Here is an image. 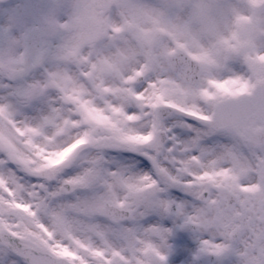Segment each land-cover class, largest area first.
Here are the masks:
<instances>
[{"label": "snow or ice", "instance_id": "snow-or-ice-1", "mask_svg": "<svg viewBox=\"0 0 264 264\" xmlns=\"http://www.w3.org/2000/svg\"><path fill=\"white\" fill-rule=\"evenodd\" d=\"M94 7L79 4L70 22L60 27L87 29L99 18ZM260 15L250 46L238 55L195 67L191 57L176 66L166 52L142 55L121 79L125 91L102 109V117L95 115L101 110L86 107L67 87L51 86L63 81L58 69L42 83L17 87L18 77L30 67L26 55L0 58V74L8 85L0 98V264H167L163 254L176 228H190L198 242L191 264L203 254L235 257L234 264H264V82L242 96L224 88L264 75V63L246 60L253 51L264 54V9ZM227 18L219 11L210 16L208 6L194 0L157 14V22L165 23L177 40L193 42L200 35L194 29ZM39 60L34 56L31 63ZM234 60L242 62L243 73L230 67ZM67 66L84 79L74 63ZM141 79L146 82L138 90ZM45 89L56 92L48 114L36 121L18 118ZM128 104L141 110L128 111ZM161 108L193 121L191 140H181L172 126L160 122ZM197 121L202 128H196ZM212 133L231 135L236 143L206 149L202 139ZM87 145L100 151L57 191L25 179L28 174L55 177ZM105 148L141 151L156 174L106 170L100 154ZM58 156L62 159L54 162ZM172 188L178 190L175 198L168 191ZM57 192L80 195L71 204L48 207ZM93 214L110 217L118 227L90 223ZM129 217L134 225L126 229L120 222ZM113 231L126 243L116 246ZM190 250L185 241L183 251Z\"/></svg>", "mask_w": 264, "mask_h": 264}, {"label": "flooded vegetation", "instance_id": "flooded-vegetation-1", "mask_svg": "<svg viewBox=\"0 0 264 264\" xmlns=\"http://www.w3.org/2000/svg\"><path fill=\"white\" fill-rule=\"evenodd\" d=\"M91 0H37V11L41 16L38 23L41 33L39 39L38 54L39 62L30 71L28 77H20L21 82L17 87L43 82L49 71L59 70L64 74L63 81H53L51 86L64 88L76 94V87H87L84 79H78L76 75L69 72L67 64L74 63L82 72L92 73L95 70V79L102 77L101 71L105 72L104 66L113 65L115 69L120 68L122 61L120 56L126 54L131 57V64H135L132 57H147L163 52L166 44L157 45L155 40L148 39L150 27L142 18L136 6L131 9L121 5L116 9V15L107 14L105 9L90 4ZM205 0L199 3L205 5ZM0 1V58L13 57L21 53L25 54L26 34L33 24L22 14V3ZM79 4L92 5L94 11L99 14L98 21L92 23L87 29L74 27L64 29L60 25L70 22ZM243 12L247 13V2L242 5ZM144 8V5H143ZM216 23V22H215ZM51 25V27H49ZM55 25V27L53 26ZM111 27H116L113 30ZM54 32V35H51ZM141 32L147 33L141 35ZM85 37L84 41H81ZM84 42L82 49H76L79 43ZM57 52L60 58L57 55ZM8 85L0 74V98L5 95L4 89ZM56 92L54 89H45L37 101L43 107L41 115H47L55 103ZM86 99L83 97V100ZM54 160H58L56 157ZM54 184V183H53ZM229 260L225 264H234L235 257L220 256L218 260Z\"/></svg>", "mask_w": 264, "mask_h": 264}, {"label": "clouds", "instance_id": "clouds-1", "mask_svg": "<svg viewBox=\"0 0 264 264\" xmlns=\"http://www.w3.org/2000/svg\"><path fill=\"white\" fill-rule=\"evenodd\" d=\"M207 6H208V9L211 10V6L209 4ZM112 15L113 16L116 15V9L115 8L112 9Z\"/></svg>", "mask_w": 264, "mask_h": 264}, {"label": "rangeland", "instance_id": "rangeland-1", "mask_svg": "<svg viewBox=\"0 0 264 264\" xmlns=\"http://www.w3.org/2000/svg\"><path fill=\"white\" fill-rule=\"evenodd\" d=\"M97 225H99L101 228H104L103 226H102V224H97ZM112 242L115 244L116 242L114 241V239H112Z\"/></svg>", "mask_w": 264, "mask_h": 264}]
</instances>
